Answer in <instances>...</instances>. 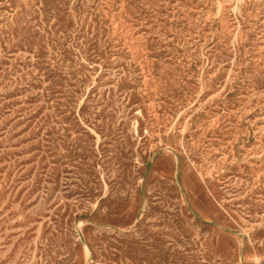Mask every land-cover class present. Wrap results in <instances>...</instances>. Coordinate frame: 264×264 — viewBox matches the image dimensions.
<instances>
[{"label":"rangeland","instance_id":"1","mask_svg":"<svg viewBox=\"0 0 264 264\" xmlns=\"http://www.w3.org/2000/svg\"><path fill=\"white\" fill-rule=\"evenodd\" d=\"M0 264H264V0H0Z\"/></svg>","mask_w":264,"mask_h":264}]
</instances>
